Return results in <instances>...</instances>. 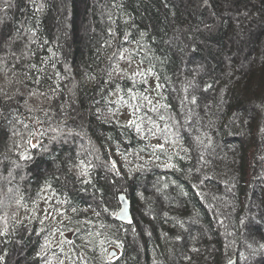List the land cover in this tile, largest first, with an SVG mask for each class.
I'll return each instance as SVG.
<instances>
[{
	"label": "trees",
	"instance_id": "trees-1",
	"mask_svg": "<svg viewBox=\"0 0 264 264\" xmlns=\"http://www.w3.org/2000/svg\"><path fill=\"white\" fill-rule=\"evenodd\" d=\"M235 257L264 264V0H0V264Z\"/></svg>",
	"mask_w": 264,
	"mask_h": 264
},
{
	"label": "water",
	"instance_id": "water-1",
	"mask_svg": "<svg viewBox=\"0 0 264 264\" xmlns=\"http://www.w3.org/2000/svg\"><path fill=\"white\" fill-rule=\"evenodd\" d=\"M120 201V208L117 212V220L120 221L123 224L131 223L133 220V211H132V204L130 198H128V195L123 193L119 196ZM118 256V252L116 250H113L109 253V259H113ZM227 264H238V258L235 257Z\"/></svg>",
	"mask_w": 264,
	"mask_h": 264
},
{
	"label": "snow or ice",
	"instance_id": "snow-or-ice-1",
	"mask_svg": "<svg viewBox=\"0 0 264 264\" xmlns=\"http://www.w3.org/2000/svg\"><path fill=\"white\" fill-rule=\"evenodd\" d=\"M79 167H80V169H81L79 175H80L81 177H85V179H84L82 182H84V183H88L89 181L86 179L87 176H88V167H87L83 162H81V165H80ZM105 210H106V209H105ZM97 214L99 215V213H97ZM69 243H72V242L69 241Z\"/></svg>",
	"mask_w": 264,
	"mask_h": 264
},
{
	"label": "rangeland",
	"instance_id": "rangeland-1",
	"mask_svg": "<svg viewBox=\"0 0 264 264\" xmlns=\"http://www.w3.org/2000/svg\"><path fill=\"white\" fill-rule=\"evenodd\" d=\"M242 28H243V27H242V25H241L239 29L241 30ZM39 170H40V169H39ZM41 170L43 171V173L46 172V168H42Z\"/></svg>",
	"mask_w": 264,
	"mask_h": 264
}]
</instances>
